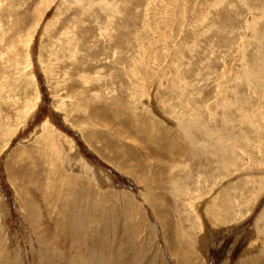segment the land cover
<instances>
[{
  "label": "rangeland",
  "instance_id": "obj_1",
  "mask_svg": "<svg viewBox=\"0 0 264 264\" xmlns=\"http://www.w3.org/2000/svg\"><path fill=\"white\" fill-rule=\"evenodd\" d=\"M0 264H264V0H0Z\"/></svg>",
  "mask_w": 264,
  "mask_h": 264
}]
</instances>
